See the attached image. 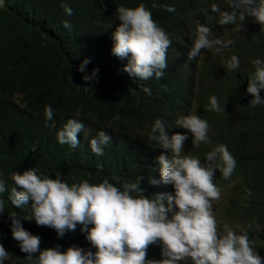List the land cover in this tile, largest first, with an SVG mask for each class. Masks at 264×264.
<instances>
[{"label":"trees","instance_id":"1","mask_svg":"<svg viewBox=\"0 0 264 264\" xmlns=\"http://www.w3.org/2000/svg\"><path fill=\"white\" fill-rule=\"evenodd\" d=\"M141 3L171 40L162 79L130 77L123 71L127 58L111 52L112 33L120 23L116 9ZM0 4V181L6 187L0 194L5 200L0 244L10 254L0 264H32L12 239L13 213L25 230L40 237L41 250L59 245L62 252L72 246L95 252L79 225L57 238L53 229L29 221L30 202L15 208L8 200L12 173L35 168L53 179L59 173L69 186L107 179L122 187L142 177L139 187L145 195L172 194L171 185L148 183L159 179L157 158L169 155L148 137L157 119L165 122L169 137L188 134L176 127V120L189 113L208 122L211 143L193 148L188 134L184 154L206 165L213 147L227 146L236 168L229 179L219 170L214 173V183L224 194L217 206L224 222L236 227L237 234L246 231L250 246L264 259V103L252 107L246 93L254 74L252 61H264V27L252 17L240 32L235 25L219 24V14L211 8L231 11L228 0H0ZM64 21L71 26L65 28ZM197 23L211 28L210 38L234 43L220 54L205 49L190 58ZM233 55L239 58V67L231 70L224 61ZM85 59L86 72H78ZM93 69H98L97 76L85 82L82 77ZM213 95L224 112L209 110ZM46 106L54 110L52 120L45 118ZM69 119L84 125L76 148L57 140ZM99 132L110 137L102 155L95 154L89 143ZM160 252L159 244L151 245L148 258L161 259Z\"/></svg>","mask_w":264,"mask_h":264},{"label":"clouds","instance_id":"2","mask_svg":"<svg viewBox=\"0 0 264 264\" xmlns=\"http://www.w3.org/2000/svg\"><path fill=\"white\" fill-rule=\"evenodd\" d=\"M2 6V4H0ZM156 5L154 4L153 7ZM231 11L213 5L211 11L219 14V24L235 25L238 32L245 30L243 22L252 17L253 22L264 27V0H228ZM174 11V8H167ZM65 12L71 15V9ZM119 26L112 33L114 56L125 59L123 71L130 77L141 80L162 79L168 66L167 51L171 40L158 26L151 12L143 3L135 8L120 6L116 9ZM65 28L71 25L64 21ZM212 30L197 23L195 38L189 57L195 58L201 50L212 49L220 54L222 49L234 41L210 38ZM88 60H83L77 71L86 72ZM228 69L239 67L235 55L225 60ZM254 74L248 80L246 93L252 99L250 105L256 107L264 103V61H252ZM98 69L84 75L85 82L93 80ZM145 92L150 90L145 88ZM209 110L224 112L215 95L209 98ZM45 118L52 120L54 110L45 107ZM176 127L187 130L191 135L192 147L201 143H211L209 124L195 113L180 116ZM84 125L69 119L57 132L60 144L72 148L79 146L77 134ZM168 127L161 119L154 121L149 140L155 141L169 155L157 158L159 179L151 178L152 186L171 185L172 194L161 192L145 195L139 187L142 177L135 183L117 187L104 179L99 184L82 181L78 184L62 182L56 178L38 174L35 168L11 175L13 186L8 200L15 208L29 204L31 217L36 225L53 229L57 238L67 232H75L77 225L86 234L95 252L72 246L60 251V246L41 250L40 237L25 230L21 220L13 213L9 216L12 239L18 242L21 252L32 264H264L256 251L250 246L246 231L237 234L227 224L223 233L218 231L217 220L212 211V201L220 199V189L214 183V173L220 171L224 179H229L236 168V160L224 144L213 147L206 154V165L198 158L184 154L188 134L175 133L169 137ZM110 142L105 132H99L89 143L91 150L103 154V146ZM6 191L0 181V194ZM245 192H249L245 189ZM250 194V193H249ZM5 200L0 198V214H3ZM91 226V227H89ZM159 244L161 259H149L148 248ZM0 244V261L9 257Z\"/></svg>","mask_w":264,"mask_h":264},{"label":"rangeland","instance_id":"3","mask_svg":"<svg viewBox=\"0 0 264 264\" xmlns=\"http://www.w3.org/2000/svg\"><path fill=\"white\" fill-rule=\"evenodd\" d=\"M224 199V194H220V199L216 200V201H212V211L216 217L217 220V227H218V231H220L221 233H223V229H224V225L227 224L226 222H224L221 213H220V207L217 206L218 204H220L221 202H223ZM232 230L237 231L236 227H233L229 224H227ZM180 264H191L190 261L188 262H180Z\"/></svg>","mask_w":264,"mask_h":264},{"label":"bare ground","instance_id":"4","mask_svg":"<svg viewBox=\"0 0 264 264\" xmlns=\"http://www.w3.org/2000/svg\"><path fill=\"white\" fill-rule=\"evenodd\" d=\"M172 29V28H171Z\"/></svg>","mask_w":264,"mask_h":264}]
</instances>
